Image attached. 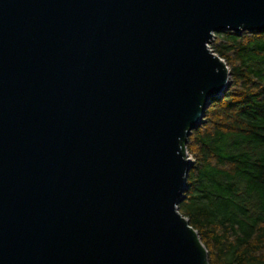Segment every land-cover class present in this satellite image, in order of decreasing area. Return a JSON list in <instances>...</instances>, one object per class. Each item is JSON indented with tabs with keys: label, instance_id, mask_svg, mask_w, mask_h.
<instances>
[{
	"label": "water",
	"instance_id": "95a60500",
	"mask_svg": "<svg viewBox=\"0 0 264 264\" xmlns=\"http://www.w3.org/2000/svg\"><path fill=\"white\" fill-rule=\"evenodd\" d=\"M264 0H0V264H209L185 144Z\"/></svg>",
	"mask_w": 264,
	"mask_h": 264
},
{
	"label": "trees",
	"instance_id": "16d2710c",
	"mask_svg": "<svg viewBox=\"0 0 264 264\" xmlns=\"http://www.w3.org/2000/svg\"><path fill=\"white\" fill-rule=\"evenodd\" d=\"M210 47L231 83L187 137L193 166L178 211L209 264H264V32L221 30Z\"/></svg>",
	"mask_w": 264,
	"mask_h": 264
},
{
	"label": "rangeland",
	"instance_id": "374dc122",
	"mask_svg": "<svg viewBox=\"0 0 264 264\" xmlns=\"http://www.w3.org/2000/svg\"><path fill=\"white\" fill-rule=\"evenodd\" d=\"M212 41H213V40H212ZM212 41H211V42H212ZM210 44H211V43H210ZM210 48H211V47H210ZM189 157H190V156H189ZM190 158H191V157H190ZM191 159H192V158H191Z\"/></svg>",
	"mask_w": 264,
	"mask_h": 264
}]
</instances>
